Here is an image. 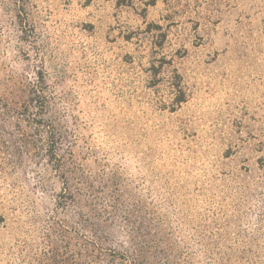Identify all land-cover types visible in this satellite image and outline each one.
Returning <instances> with one entry per match:
<instances>
[{"label": "rangeland", "instance_id": "obj_1", "mask_svg": "<svg viewBox=\"0 0 264 264\" xmlns=\"http://www.w3.org/2000/svg\"><path fill=\"white\" fill-rule=\"evenodd\" d=\"M39 65L70 133L59 204ZM113 194L131 216L103 223L106 249L264 264V0H0V264H106L80 213Z\"/></svg>", "mask_w": 264, "mask_h": 264}, {"label": "trees", "instance_id": "obj_2", "mask_svg": "<svg viewBox=\"0 0 264 264\" xmlns=\"http://www.w3.org/2000/svg\"><path fill=\"white\" fill-rule=\"evenodd\" d=\"M22 1L24 2L25 0ZM17 15L20 18V23H23L25 25L27 21L26 14L23 13L22 15H20V13H18ZM29 31L30 33H33L32 28H29ZM35 74V79L28 83V95L30 102H32V104L34 105V110L36 114L38 113L39 109L41 112L46 111L50 114V119L47 120V128L49 129L48 138L50 146L47 149V152L51 168H53L54 171L58 173L59 177L63 181V186L57 196L59 204L60 201H62V198L65 199L64 194L66 193L68 196L74 197L73 191H71L69 187V181L71 178L70 172L72 170V168H70V163L72 161V154L69 147L70 142L69 144H67L68 146L64 148L66 150L67 155H64L63 152H59L60 149L64 151V149L60 147L62 146V144H64L63 139L65 141H69L68 138L70 137V133L66 128H63V126H61L59 120H55L56 116H53V93L45 82L44 70L42 68V65H39V69L36 70ZM173 87L176 90V94L173 101L175 104L180 105L182 102L185 101V92L182 90L181 82L177 81L175 84H173ZM38 115L39 117H42L41 113ZM33 121L35 128L44 125L41 124L40 121L36 120V118H33ZM81 183L84 187L86 186L90 192L94 191V187L91 186L88 181L86 182L84 180H81ZM78 191L80 190L78 189ZM100 201H104L105 203V206H103L104 208L102 211L100 210L99 212L95 210L96 208L91 205L89 208L92 212L91 214H87L85 212L80 213L81 226L84 231L89 232L91 235V238L84 239V241L88 242L85 249L87 253L84 252L83 255L84 259L87 258L89 255L92 256V258L94 259H100L99 256L102 255L105 257L106 264H151L152 262H150V259L146 256L143 251V244L139 243L138 241L134 243V245L132 244L128 246L126 249H124V251L121 252L113 250L112 248H104L103 236L106 232L103 223L106 221H114L120 216L123 218L124 215L126 217H130L131 213L127 212V207H125V203L120 201L117 194H113L111 196V199L107 201L104 200L103 197L99 196L95 197V199L93 200L95 204L99 203ZM139 222H141V220H139ZM134 231L137 235L138 230L135 228ZM134 237L136 236L133 235L132 239L135 240ZM149 249H151V246L146 247V250L149 251Z\"/></svg>", "mask_w": 264, "mask_h": 264}]
</instances>
